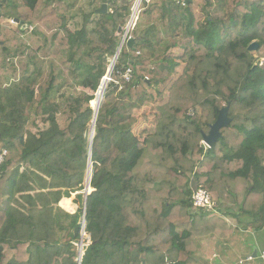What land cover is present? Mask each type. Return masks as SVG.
<instances>
[{
	"label": "trees",
	"instance_id": "trees-1",
	"mask_svg": "<svg viewBox=\"0 0 264 264\" xmlns=\"http://www.w3.org/2000/svg\"><path fill=\"white\" fill-rule=\"evenodd\" d=\"M101 1L71 34L78 0H0V264H199L203 239L247 237L227 218L264 233V0H148L104 92L132 2L99 14ZM147 106L154 123L137 134ZM224 107L230 123L206 148ZM199 187L213 210L192 206ZM35 188L55 198L48 231L14 206L48 209Z\"/></svg>",
	"mask_w": 264,
	"mask_h": 264
},
{
	"label": "rangeland",
	"instance_id": "rangeland-1",
	"mask_svg": "<svg viewBox=\"0 0 264 264\" xmlns=\"http://www.w3.org/2000/svg\"><path fill=\"white\" fill-rule=\"evenodd\" d=\"M9 1L15 2L16 5L19 4V0H9ZM117 1L120 2L122 0H117ZM128 1L132 2V12H133V10L135 12H137L138 9H139V12H138V15L137 16H139V14L143 11L144 4H146L148 2V0H128ZM63 2L66 3V4L71 5L72 3L75 2V0H63ZM91 2H92V0H78L76 6L70 12V14H72L74 16L73 20L71 21V25H70V27H71L70 28L71 34H76L77 32H79L81 30V26H82V13L83 12L84 13H91L93 10H95L97 8V4H95V3L91 4ZM15 24L18 25V23H16V22H15ZM126 28L127 27L125 26L124 29H123V31H124L123 36L125 35V33L127 31ZM134 28H135V26L131 30L129 29V32L125 35L126 36V39L125 40L122 37V42L123 43H125V41L127 39H129V38L131 39L130 33L134 30ZM59 37H60V39L58 38V40H61L62 37L61 36H59ZM6 69H7V67L4 66V70L5 71H6ZM109 70H110V67H109ZM47 74H48L47 69H44L43 76L41 77V82H40V84L43 86V88L46 87L45 82L47 81L46 80ZM16 78H17V76H15V79ZM108 82H109V75H106L103 78L102 82H101L100 88L102 87L103 84L106 87V84ZM6 86H9V84L8 85H4V87H6ZM95 99H96V94H95ZM24 105L25 104L22 103V106H24ZM143 110L146 113V116L149 118V120L148 121H145L146 123H142V120H140L139 124L137 125V127L134 130L136 133L145 131L146 129L143 130V127L144 126L145 127L146 126H150L149 125L150 123L151 124L154 123V111H155L154 110V107L153 106H147ZM192 111H193L192 109L189 110L187 112V114H189ZM139 113H136V114H139ZM60 124L62 125L61 120H60ZM33 180L34 181H37L38 179L34 177ZM37 186H38V183H37ZM89 192H91V189L90 188H89ZM37 193H42V194L43 193H46V194H43V197H38L37 198V197H35V195ZM31 194H33L34 200H35L36 203L37 202H40V204H41V202H44L46 200V201H48L47 203L50 204V207L48 209H41V207L39 205L33 204L34 205V208L32 210H28L29 207H26V206H28V204H25L24 201H22V200H20L18 204H14V206L17 207V208H19L20 210H22V212L25 213V215H27V216L29 215V216L32 217V222L38 227L37 230L38 229H39V231L40 230H43V227H44V230H47L48 231V228H46L44 226V224L45 225H50L51 224V220H50L51 219V215L53 214L54 208L56 207L55 205H51V204H54L55 198H53V196L50 195L49 193H47L45 190H41V189H36ZM61 200L59 201L58 204L63 207V203L65 202V200H63V201H61ZM68 200H69V202H72V200H74V195H72L71 198L68 199ZM29 205L32 206V204H29ZM218 211H219V205H218ZM227 223L230 226H233L234 229H236V231H237V234H236L237 237L236 238H241V237H243L245 235H252V237H250V239L248 238L247 241H246V244L245 245L247 247L253 248L254 245H255V247L256 246L259 247L257 245L258 238L261 239L262 237H264V233L263 232L255 233V230L254 229L252 230L250 228H248L247 230H244L243 227H242L243 224L237 223L236 220L233 219V218H229V219L227 218ZM25 232H26L25 230L18 231L17 235L24 234ZM39 237H45L46 239L51 240L52 233H51V231L49 233H47V234H46V232H39L35 236V238H39ZM11 240L14 241L15 239H11ZM201 243H203L202 246H201L202 247V251H200L198 253H200L206 259H208V258H210L212 256V260H215V259L218 260V256L213 257V255H217V254H220V253L219 252H216L217 251L216 248L210 249L211 246L212 247L215 246V239L214 238L203 239L201 241ZM235 243L236 244H240L241 243V239L239 241H237V242L235 241ZM225 247L227 248V246H225ZM225 247H223V248H225ZM222 250L223 249H221V251ZM233 254L234 255L231 257V260H233V261L231 263L229 262L228 264H238L241 261V260L238 261V257H240V255H238V253L236 251L233 252ZM221 256H223L222 258H225L224 257L225 255H222L221 254ZM239 259H242L243 260L244 258H239ZM244 264H264V260H261L260 258L257 257L253 261L245 262Z\"/></svg>",
	"mask_w": 264,
	"mask_h": 264
},
{
	"label": "water",
	"instance_id": "water-1",
	"mask_svg": "<svg viewBox=\"0 0 264 264\" xmlns=\"http://www.w3.org/2000/svg\"><path fill=\"white\" fill-rule=\"evenodd\" d=\"M5 0H3L4 2ZM107 11V0H102L101 1V7L99 9L96 10L97 13L99 14H103ZM16 23H19L18 20H15ZM25 26H23L24 28ZM119 32H121V29L119 30ZM134 43V41L132 39H128L127 40V46H131ZM123 45V42H121L120 47L117 51V54L110 66V70L108 71L107 75H110L111 71L113 70L115 61L117 59V56L120 52V49ZM259 48L258 43L253 42L252 44L249 45L248 47V51L249 52H255L257 51ZM107 79V78H106ZM105 90V86L103 89V92ZM102 101V100H101ZM101 104V103H100ZM100 106V105H99ZM92 107V106H91ZM99 108V107H98ZM97 110L94 112V117L93 120L91 122V126H90V133H89V141L91 143V140L93 138L94 135V128H95V120H96V113L98 111ZM228 107H224L221 110H219L218 115L216 117L215 122L210 126L209 132L205 135H203V143L208 147L211 148L214 143L220 138V129L227 127L230 123V119L228 118ZM90 163L88 165V170H87V176H86V180H85V188H84V202H83V218H82V231H81V236H80V240L78 243V261L80 263L81 258H82V247H83V235H84V227H85V221H84V212H85V202H86V197L87 195L90 193L89 192V183H90V178H91V167H90ZM252 257L255 259L257 257V250L253 251Z\"/></svg>",
	"mask_w": 264,
	"mask_h": 264
},
{
	"label": "crops",
	"instance_id": "crops-1",
	"mask_svg": "<svg viewBox=\"0 0 264 264\" xmlns=\"http://www.w3.org/2000/svg\"><path fill=\"white\" fill-rule=\"evenodd\" d=\"M148 120H149V118H148ZM142 123H146L144 120H142ZM150 126L152 125L151 123L149 124ZM150 126H144L143 127V130L144 129H146V128H148V127H150ZM142 127V126H141ZM140 133V132H139ZM138 134V133H137ZM63 200H65V198H63L61 201H63ZM70 204H71V206H72V210H66L67 212H69V213H72V212H74L75 211V208H74V205H73V203L72 202H70ZM60 206V205H59ZM61 208H63L62 206H60ZM64 210H65V208H63ZM245 236H247L246 238H243L242 240H241V243L240 244H236L235 242H231L230 244H226V243H222V242H220V241H216L215 240V246L214 247H210V249H214V248H216L217 249V251L216 252H219L220 254H217L216 256H218V260H212V256L210 257V258H208V259H206V258H204L200 253H198V261H199V264H228L229 262L231 263L233 260H231V257L234 255L233 254V252H237L238 253V255H240V257H238V261L239 260H242V259H239V258H246V257H248L249 255H251L252 256V254H253V251L254 250H257V249H253L252 251L249 249L250 247H247L245 244H246V241H247V239L249 238V235H245ZM240 239H238V240H234V241H239ZM203 244V243H202ZM202 244H201V246H202ZM225 246H227V248L225 247ZM223 247H225V248H223ZM221 249H223L222 251H221ZM252 249V248H251ZM200 251H202V247L200 248ZM199 251V252H200ZM251 251V252H250ZM260 252V254H261V252H264V250H261V251H259ZM257 253H258V250H257ZM221 254L222 255H225L224 257L225 258H222L223 256H221ZM242 255V256H241ZM215 255H213V257H214ZM215 256V257H216ZM257 258V257H256ZM204 259L206 260V262H204ZM225 259V260H224ZM261 259V258H260ZM253 260H254V258H253ZM261 260H264V259H261Z\"/></svg>",
	"mask_w": 264,
	"mask_h": 264
},
{
	"label": "built area",
	"instance_id": "built-area-1",
	"mask_svg": "<svg viewBox=\"0 0 264 264\" xmlns=\"http://www.w3.org/2000/svg\"><path fill=\"white\" fill-rule=\"evenodd\" d=\"M138 12H139V9L137 12H135L133 10H131V17L129 19V21L127 22V25H126V33L125 35L129 32V29L131 30L135 24H136V21L138 19ZM10 24L14 25L15 24V20L13 19H8L7 20ZM1 25V23H0ZM123 36L124 40L126 39V36ZM130 39V38H129ZM124 77L127 81L130 80L131 78V73H130V70L127 69L125 74H124ZM190 115H192V113H190ZM202 144L204 146H206L203 141H202ZM207 148V146H206ZM7 155V152L6 151H2L0 153V165L2 164L3 160H4V157ZM191 203H192V206L195 208V209H205V210H213L214 207H215V202H213L209 196V194L207 193V191L201 187H199L196 191L193 192L192 196H191ZM215 257V256H214ZM260 258L261 259H264V252H261L260 254ZM245 261H252V257H248ZM239 264H242V261L239 262Z\"/></svg>",
	"mask_w": 264,
	"mask_h": 264
},
{
	"label": "bare ground",
	"instance_id": "bare-ground-1",
	"mask_svg": "<svg viewBox=\"0 0 264 264\" xmlns=\"http://www.w3.org/2000/svg\"><path fill=\"white\" fill-rule=\"evenodd\" d=\"M97 94V93H96ZM91 105V104H90ZM93 109V108H92Z\"/></svg>",
	"mask_w": 264,
	"mask_h": 264
}]
</instances>
